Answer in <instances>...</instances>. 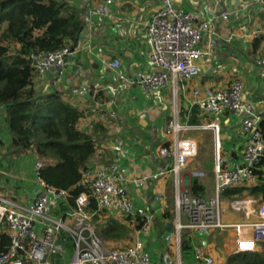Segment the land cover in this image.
<instances>
[{"label": "built area", "instance_id": "1", "mask_svg": "<svg viewBox=\"0 0 264 264\" xmlns=\"http://www.w3.org/2000/svg\"><path fill=\"white\" fill-rule=\"evenodd\" d=\"M81 1L97 3L92 8H84L83 17L87 21L97 16L113 17L111 6L115 0ZM175 1L160 0L146 23L145 43L148 46L150 70L134 76L118 72L117 82L106 87L112 92L137 87L148 97L168 87L172 101L176 104L164 130L170 138V148L160 149V153L172 154V163L168 169L150 175L152 179H157L169 172L174 187L172 211L175 214V255L168 256L161 264H182L183 240L190 242L197 262L214 264L207 248L208 237L217 227L234 230L233 255L259 254L264 259V201L227 200L223 194L227 188L251 186L257 182L256 165L264 159L263 118L253 102L243 99L242 80L234 78L227 87L193 89L185 114L186 122L180 121V110L177 108L180 91L186 81L205 76L213 70V49L221 36L209 21L195 12L177 7ZM252 1L264 10V0ZM228 15L227 12L221 13L224 19ZM258 34L254 32L253 36ZM202 41L204 47L199 46ZM74 56L75 49L65 45L51 51L32 52L29 58L37 78L43 80L47 76L63 75L65 68L74 63ZM103 64L119 70L120 60L109 59ZM254 64L264 68V52L254 59ZM97 87L84 84L74 87L72 93L97 92ZM193 107L198 108L202 116H210L208 122H188ZM227 114L239 119L244 135L241 152L232 161H226L221 154L220 122ZM201 129L212 131L214 144V191L207 198L193 196L187 188H183L182 172L198 153L197 141L185 136V133ZM112 149L121 154L130 152L120 138L115 139ZM43 165V159L35 158L31 183L21 190L18 188L16 193L0 192V231H4L9 239L6 250L0 253V264H156L142 239L152 227L153 215L142 208H135L126 187L124 171L118 163L114 160L97 162L83 169L80 184L85 186V190L74 197L73 205L66 210H62L61 206L67 203L72 193L43 180L40 176ZM190 175L202 178L205 173L192 170ZM24 194L27 195V202L19 198V195ZM92 199L97 209L124 217L133 216L142 221L130 243L110 247L99 237L92 220L96 212L89 210ZM226 201L229 202L230 210L242 213L243 220L222 222L221 216L225 210L223 204ZM251 215H254V219H251ZM183 228L192 230L186 239L181 237ZM195 231L206 233L207 239L195 236ZM67 236L72 241L71 248L66 245ZM191 238H197L198 243H192Z\"/></svg>", "mask_w": 264, "mask_h": 264}, {"label": "crops", "instance_id": "2", "mask_svg": "<svg viewBox=\"0 0 264 264\" xmlns=\"http://www.w3.org/2000/svg\"><path fill=\"white\" fill-rule=\"evenodd\" d=\"M65 1L79 11L83 22V30L79 33L74 46V63L68 65L61 76H47L41 80L35 75L33 79L35 90L38 95L55 90L60 91L66 100L81 111L79 129L91 135L96 146L87 166L113 160L120 165L135 208H142L153 215V224L149 233L146 234L145 242L147 241L146 247L151 252L152 260L156 264H161L168 257V251L171 248L166 245L164 237L168 232L165 211L167 208L170 210L173 184L169 172L157 179H152L150 175L158 170L168 169L172 163V154L160 153V149L170 148V138L164 130L176 104L172 101L168 87L155 91L149 97L137 87L119 89L116 92L106 89L108 85L117 82L118 72L134 76L139 72L150 70L151 65L147 58L148 46L145 43V26L160 0H115L111 6L112 18L97 16L91 18V21L83 17V10L86 7H94L96 2ZM175 5L185 11L199 14L202 19L209 21L221 36L220 42L213 49V70L205 76H196L186 81L180 91L177 101V108L182 114L180 121L186 122L185 114L193 89L227 87L234 78L242 80L243 99L253 102L255 109L264 119V68L254 64V59L264 52V10H261L252 0H176ZM222 12L229 14L226 19L221 17ZM5 25L6 23L1 24V29ZM254 32L259 34L253 36ZM199 46L204 47V42H200ZM114 58L120 60L119 70L111 69L103 64V61ZM84 84L97 85V92L72 93L74 87ZM4 116L5 107L2 106L0 107V124L6 127ZM193 117L198 121L190 122ZM209 118L202 116L199 109L193 107L187 121L192 124H202L208 122ZM239 123L238 118L229 114L221 119V154L226 161L238 158L241 152L244 135ZM5 132L10 136L8 130ZM192 134H185V136L195 139L199 150L204 140ZM117 138L128 146L130 150L128 154L114 152L112 145ZM10 140L11 136L5 142L0 134V155L11 150L8 147ZM25 152L32 156V161L30 160L29 163L31 178L21 183H17L13 177L7 181L0 179V192L16 193L18 188L21 190L22 187L31 183L33 162L37 155L32 149ZM212 153L214 161V144ZM192 160L189 163H192ZM5 163V157H2L1 166ZM187 165L182 175L185 187L190 190L194 181L190 171L202 169L197 168L198 165L191 167ZM204 173V178H196V180L204 187V196H212L213 174L208 176L206 172ZM19 198L24 202L28 201L26 194L19 195ZM249 199L253 200L252 202L256 200ZM107 213L110 214L109 217L99 215L96 221L104 227L112 223L110 218L116 220L117 227H120L122 223L134 227L138 220L133 216L124 217L108 211ZM234 213L242 217L241 212L234 211ZM251 219H254V215H251ZM230 230L235 238L234 230ZM135 232L134 228L133 235Z\"/></svg>", "mask_w": 264, "mask_h": 264}, {"label": "trees", "instance_id": "3", "mask_svg": "<svg viewBox=\"0 0 264 264\" xmlns=\"http://www.w3.org/2000/svg\"><path fill=\"white\" fill-rule=\"evenodd\" d=\"M0 107H5L4 121L10 133L9 147L26 151L34 148L37 157H49L40 170V176L54 187L69 190L72 197L61 206L68 209L74 197L85 186L80 184L82 171L95 152V142L91 135L79 129L81 111L66 100L60 91L38 95L33 79L36 75L29 55L32 52H46L69 45L74 48L83 22L79 11L65 0H0ZM15 47V50H13ZM193 117L190 122H197ZM264 138V119L261 121ZM257 182L248 186L250 194L264 201V159L256 165ZM244 186L227 188L224 196L242 192ZM204 187L194 180L190 186L193 196L202 197ZM89 210L92 218L100 212L92 199ZM109 212V211H108ZM169 214V208L165 215ZM105 226L103 235L116 227V220ZM134 228L141 226L136 220ZM66 245L72 241L66 237ZM9 239L0 231V253L5 251ZM182 250L191 248L188 240H183ZM258 254L233 255L228 264H264Z\"/></svg>", "mask_w": 264, "mask_h": 264}, {"label": "rangeland", "instance_id": "4", "mask_svg": "<svg viewBox=\"0 0 264 264\" xmlns=\"http://www.w3.org/2000/svg\"><path fill=\"white\" fill-rule=\"evenodd\" d=\"M0 24V29H1ZM13 50H15V47H13ZM182 115V114H180ZM209 118L210 116H206ZM5 125L0 124V134H2V137H4L5 142L10 138L8 134H6V127L3 128ZM210 130H193L188 131L185 134H191L198 137L199 139H203V144L201 143L199 146V150L197 153V156L195 159H193L191 162L187 165V167H191L192 165H198L197 168L202 169L204 172L207 173L208 176H212L213 174V153H212V145H213V136L212 132H209ZM203 132H206L205 134ZM208 132V133H207ZM10 145V143L8 144ZM9 147V146H8ZM11 150H8L7 153H2L0 155V159L2 157H5L6 163L5 165L1 166L0 164V179L7 181V179H11L12 177L17 181V183L26 182L27 178H31V168L29 167L30 160L32 161V156L29 153H26L25 151H18L14 150L12 148H9ZM32 150L34 148H31ZM6 152V151H5ZM8 157V158H7ZM43 161L50 160L49 157H42ZM187 170V168H186ZM191 172V171H190ZM191 176V175H190ZM204 178V177H203ZM214 180V178H213ZM212 183V179H211ZM184 189L187 187L183 186ZM244 189L242 192L237 194H232L230 197H224V199H237V200H243V199H249L254 198L253 203L261 202V199L259 196H255L250 194V188L248 186H244ZM173 192L170 195V210L169 214L167 215V230L169 232H166V235L164 239L166 240V245L170 246V251H168V256H174L175 255V229H174V217L175 214L172 211L173 204H174V187L172 186ZM210 197V196H206ZM22 202V201H21ZM23 203V202H22ZM223 208L225 209L222 213L221 220L224 223H231V222H238L243 220V218L234 213V210H230L229 202H225L223 204ZM236 212V211H235ZM100 216L106 215L107 217L110 216L107 212H100ZM99 219V216L97 215V218L94 219V225L95 230L99 237L107 243L110 247H121L124 246L127 243H130L133 237L134 233V227H129L127 223H122L120 227H115L109 232H106V234H102L104 230V226L98 222H96ZM186 221V219H184ZM127 224V225H126ZM192 233V230L189 228H183L181 231V237L182 239H186L189 234ZM143 242H145L146 235L142 236ZM192 243H198L197 238H191ZM234 235L232 234V231L230 228H222L217 227L214 229V231L211 233V235L208 237V248L207 252L213 257L214 264H228V258L232 256V247H233V241ZM181 258H182V264H200L194 259L192 247L189 249L182 250L181 248Z\"/></svg>", "mask_w": 264, "mask_h": 264}, {"label": "water", "instance_id": "5", "mask_svg": "<svg viewBox=\"0 0 264 264\" xmlns=\"http://www.w3.org/2000/svg\"><path fill=\"white\" fill-rule=\"evenodd\" d=\"M194 235L199 237V238H203V239H207L208 235L204 232H200V231H195Z\"/></svg>", "mask_w": 264, "mask_h": 264}, {"label": "clouds", "instance_id": "6", "mask_svg": "<svg viewBox=\"0 0 264 264\" xmlns=\"http://www.w3.org/2000/svg\"><path fill=\"white\" fill-rule=\"evenodd\" d=\"M194 180H196V178H194ZM189 192H190V190H188ZM191 194V193H190ZM192 195V194H191ZM203 198H205L206 196H202ZM207 198V197H206ZM138 220H139V218H138ZM135 226V225H134ZM259 255V254H258ZM232 256H233V254H232ZM261 256V255H260Z\"/></svg>", "mask_w": 264, "mask_h": 264}]
</instances>
